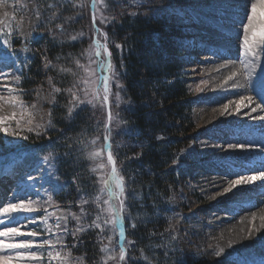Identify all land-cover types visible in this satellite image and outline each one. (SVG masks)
Returning <instances> with one entry per match:
<instances>
[{
    "label": "snow or ice",
    "instance_id": "6c2138e0",
    "mask_svg": "<svg viewBox=\"0 0 264 264\" xmlns=\"http://www.w3.org/2000/svg\"><path fill=\"white\" fill-rule=\"evenodd\" d=\"M65 3L80 10L87 7L85 0H57L55 5H49V7L55 9ZM132 3L142 6L143 0H132ZM6 6L5 0H0V7ZM105 8L107 4L102 0H91L92 35L88 36L89 47L83 49L78 56L72 57V67L60 69L61 73L71 77L69 86L63 89L68 97L70 117L77 109L83 111L89 107L93 110L107 112L106 121L97 122L96 125L97 132L101 130L102 125L103 143L100 142L99 135L89 139L86 134H82L76 140L78 148L73 150L77 154L76 159L88 165L89 186L92 191L82 194L78 201L79 211H72L70 206L61 208L54 201L53 194H58L61 190V186L53 182L54 177L47 176L40 181L29 175L27 179L36 180V182L19 186L13 193L15 200L10 198L6 205L0 204V264H82V258H72L71 251L65 244V237L68 235L75 237L78 233L89 229L99 230L97 236L101 241L100 252L103 253L99 264H128V246L133 242L127 239L125 221L127 219L130 227L136 228L135 220L139 219V213L134 218L130 208L133 202L141 197L131 188V178L126 181L122 168L117 165L116 154L118 153L114 154L113 150V133L126 123L120 116V111L113 112V106L121 111L131 110V106L124 103L122 107L124 98L121 96V91L125 90L120 84V73L112 62V52L108 47L109 37L106 32H102L101 28L97 27L98 19L102 24L111 23V19L102 11ZM228 8L230 11H225L220 27L236 26L234 30L225 29L226 34L230 33L237 38L239 52L235 59L244 66L249 81L255 76L254 90L261 100H264V67H261L264 64V0H234ZM169 9L165 10V14L183 15L182 10L172 5H169ZM36 15L39 19V12ZM132 15L135 16L136 13ZM6 19H10L12 23L7 24L5 28H0V58L5 64H11L16 62V52L12 51L11 43L13 23L17 30L21 25L16 22L15 15L9 17L7 12L4 18L0 19V25H4ZM57 19H64L65 23L71 20L53 11L48 22L51 23ZM56 27L62 34L65 33L64 24H57ZM85 35V32L80 31L70 35L69 39L73 42L80 41ZM112 43L115 48H122L115 41ZM22 51L27 53L29 49L25 46ZM225 51L229 52L231 58V50L225 49ZM214 54L221 55L220 47L215 48ZM25 62H27L26 57ZM48 64L51 62L49 61ZM17 69L19 71V66ZM236 74L233 73V76ZM233 76H229L228 80L233 79ZM0 78H10L15 85L21 82V75L12 76L10 73H5L2 68H0ZM48 82L52 84V79L49 78ZM113 84L117 89L115 92H113ZM6 87L8 96L0 95V102L19 108L21 111L19 114L13 111L9 116H0V134L4 139V147L10 146L11 148L6 154L0 148V166L6 174H14L16 167L22 163H29L31 166V163L36 161L38 153L35 149L22 148L19 140H9L8 137L27 140L28 136L24 135L25 132L34 133L39 137L38 129H43L44 125L33 124L34 115L28 109L29 107L35 109L36 105L29 106L24 102L23 90L18 91L16 87ZM233 87L243 88L245 85L234 84ZM53 92L59 94L62 89L53 86ZM249 100L251 102V98ZM242 106L249 107L250 104ZM261 107L262 105L257 104L255 108H251V112H256ZM224 110L228 111V104L224 105ZM236 111L237 113L241 111V105L236 106ZM245 115H250V113H245ZM259 119L264 120V116H260ZM22 123L27 127H23ZM48 123L50 126L51 121ZM117 134L120 133L117 132ZM55 147V142L41 146V150L47 149V154L42 159L52 169L56 168L58 160V155L54 152ZM116 147L119 148L120 145L117 144ZM229 148L264 153V143L257 145L248 143L247 147L245 143H237L229 145ZM176 162V160L173 161V163ZM36 170L40 171L39 168ZM257 181L264 182V167L257 174L238 175V178L227 181L228 186L224 191L232 192L234 188L253 185ZM260 186L264 187V184ZM50 208L55 210L49 211ZM37 213L40 215H36ZM156 215L160 216L161 210L158 209ZM85 218L90 219V223L84 224ZM70 220L76 223L74 229L69 228ZM116 234H118V243L113 245V236ZM249 238H251V232ZM261 239L264 240V238ZM104 241L108 243L105 244ZM222 252H224L223 249L214 254L220 257ZM143 258L147 259V257ZM131 259L134 261L136 258ZM181 264L185 262L182 260ZM220 264H224V261Z\"/></svg>",
    "mask_w": 264,
    "mask_h": 264
},
{
    "label": "trees",
    "instance_id": "16d2710c",
    "mask_svg": "<svg viewBox=\"0 0 264 264\" xmlns=\"http://www.w3.org/2000/svg\"><path fill=\"white\" fill-rule=\"evenodd\" d=\"M43 1L49 4V0ZM106 10L111 23L102 24L98 19L97 24L109 37L108 46L112 52V62L125 86V91H121V95L130 102L131 110H122L124 114L122 119L126 122L123 126L131 132L128 131L129 134L126 136H132L145 143L143 147L131 148L126 144L127 141L123 139L118 141L120 134L113 137L115 146L117 141L120 145L115 150V154L118 153L116 158L120 167L128 178H131V188L135 187L142 195V202L148 204L143 207L144 210L137 212L138 226L131 233L133 238L150 252L156 262L154 264H178L177 255L162 254L158 249L162 240L161 236L155 234L157 230L154 227L161 225L164 209H161L160 216L156 215L155 209L152 212L146 209L156 208L170 192L171 186L181 183V175L172 164L181 148L190 142L189 139L193 137L195 129L191 94L183 78L182 50L178 47L181 42L179 27L169 20L158 6L149 5L136 8L137 11L126 10L121 13L120 5L115 0H108ZM132 13L136 15L133 16ZM60 16L71 18L68 23H65L64 19H59L65 24V33H61L62 35L70 36L76 33L78 26L79 32L83 31L86 35L82 40L75 42L68 41V37L63 40L61 34L55 39H48L50 45L47 54L50 55L49 59H52L50 61L52 66L48 68L46 75L41 67L44 54L38 55L32 65L31 72L28 73L32 81H45L49 78L47 75L49 73L52 85L61 88L62 92L55 94V101L51 105L54 130L47 131L48 134L44 131L39 137L32 134L24 140L26 141L24 144L33 146L37 144L34 149L42 153L45 149L41 150V146L48 144L42 140L53 135L57 139L55 150L62 156L61 171L68 177L75 176L79 186L90 192L92 188L89 186L88 165L77 160V154L73 150L78 148L76 140L82 134L89 137L97 132L98 114L89 107L83 111L77 109L71 117L69 116L68 97L63 89L69 86L71 77L60 72L62 67H72V57L78 56L89 44L90 5L87 4L83 10L72 6L64 7ZM112 41L122 46L120 51L114 47ZM112 88L115 92V84ZM152 96L157 100L149 103ZM102 121H106V111H103V118L98 122ZM0 141L4 140L0 138ZM139 202L141 201H136L138 207ZM151 215L155 216L153 220L147 218ZM147 221H152L153 224L147 225ZM97 233L98 230L86 231L78 244L80 251L86 253L89 258L97 256L99 244Z\"/></svg>",
    "mask_w": 264,
    "mask_h": 264
},
{
    "label": "rangeland",
    "instance_id": "374dc122",
    "mask_svg": "<svg viewBox=\"0 0 264 264\" xmlns=\"http://www.w3.org/2000/svg\"><path fill=\"white\" fill-rule=\"evenodd\" d=\"M115 1L118 5H120L121 13H124L126 10H129L131 12H133V10L137 11L136 8H140V7L144 8L145 6L147 7L149 5L150 6L153 5L154 7L158 6L161 12L162 10L164 12L169 7V5H172L182 10L183 15L178 16L176 18L177 22L173 21V23L177 25L182 20L184 23L187 22V27L188 29H190L189 30L190 35L194 38L191 46L192 50L189 53L191 54V56H186L183 60L184 63L183 73L184 76L186 77L185 82L187 89L190 90L189 92L191 94V102L193 104L192 119L195 126L193 136H197L198 133L208 130L213 125H217L216 122H218L219 120L221 121H219L218 123H224L223 121H229V120L234 121V119H231L230 117L233 116L231 114L232 113L231 109L235 108L236 105L233 106V104H230L231 102L228 103L226 101L228 98H225L226 97L225 95L223 96L220 95L219 93H216L217 79H215L213 75V72L215 71L214 74H216L218 72L217 70L221 67L220 65H222L223 63L221 61H217L219 55L214 54L216 46L220 47V49L224 48L223 45H221L218 35L223 34L224 32V35L230 36L231 35L230 33L226 34L225 29H233V30L235 29V28H231V26L233 25H225L224 28L220 27V24L222 23L221 18L224 15L222 12L225 13L226 10L230 11V9L228 8V6L230 5L229 3L231 2V4H233L234 0H228V1L227 0H157L156 2H154L153 0H143L142 6H136L135 4L132 3V0H115ZM5 2L7 6L0 8V10L2 9L0 11V19L4 18L5 12L9 14V17H11L12 15L16 16V22H19L21 26L20 29L17 30L15 28V23H13L12 38L16 39L19 45L17 49L22 54H28V52L23 53L22 50L25 46H27L29 49L28 42L32 39L31 33L37 34L41 32V30L43 31L44 29H49V30L53 29L55 32V24L57 25L58 24L57 22H60V20L57 19L55 21H52L51 23L48 22V19L50 16H52L53 11H55L60 15V11L64 9V7L71 6L70 4L65 3L62 6L56 7L55 9L50 8L49 5H55L57 3V0H49L48 1L49 4H47V2L45 1L42 2V0H5ZM102 2L106 3L108 7V0H102ZM216 4H220V6L218 5L219 8L217 7ZM106 9L107 8L102 9V11L104 12V15L107 16L108 14L106 13L107 11ZM37 12H39V19H37V15H36ZM167 18L169 20L171 19L168 16ZM9 23H12L10 19H6L5 24L0 25V28H5ZM81 27H83V25H81ZM79 30H80V26L77 27V32H79ZM181 34L187 36L189 35L188 32H182V31ZM65 37L69 38L70 36H64L61 34V38H63V40H66ZM68 41H70V39ZM49 45L50 43L47 40H41L38 45V50L41 52V55L43 54L45 55L43 57L42 66H41L42 69L44 70L45 73L44 75H46V72L48 71L49 68L48 62L52 60L49 59L50 55L47 54L49 50ZM88 47L89 44L86 45V49ZM238 52L239 50L237 51V54ZM230 63L226 65H229ZM17 66H19V64L16 61L15 63H11V64H3L1 67L5 73H10L12 76H14L19 74ZM261 67H264V64H262ZM26 68L29 67L26 66ZM236 68L239 71L238 75L241 74L242 76L241 80L244 83L247 82L248 84L250 83L253 87L255 82V76H253L252 80L249 81L245 72L244 75H242L243 72H241L240 63H238V67ZM47 75L50 78V74L47 73ZM222 75L223 74L221 73L219 77H221ZM49 78L45 79V81L37 82L34 80L32 81V79L29 76V80H28L29 82H27V85L22 81L20 82L19 85H15L14 81L11 80L10 78H0V84H4L5 86L8 87H16L18 91L22 89L24 93L22 99L27 105L29 106L32 104L36 105L35 109H31L29 107L28 111H31L34 115V121H33L34 125L36 123H40L44 125L43 129H38V131H40V134L49 129L54 130V128H52L51 125L49 126L48 122L52 120L51 105L55 101L56 93L53 92V85L49 84L48 82ZM120 84L124 89L125 86L121 77H120ZM1 92L0 95L8 96L7 87L5 90ZM250 93L246 94L245 92V94L244 93L241 94L243 97L250 96L249 98L254 99L255 95L252 94L254 96L253 97ZM121 96L123 97V95ZM123 98L124 99L122 101V107L124 103L130 104L129 100H127L125 97ZM156 100L157 98L155 96H152L151 99L149 100V103H153ZM225 104H228V112L226 115H224ZM253 104H256L255 99L254 102L251 104V106L248 108V110H250L253 107ZM210 109H215L217 111L216 112L217 117L213 119V121L211 119V117L213 116L212 113L208 114ZM241 109L244 108L241 107ZM219 110L222 111L221 113H223L224 116L220 113H219L220 115L217 114ZM258 110L260 109L258 108ZM13 111L19 114L21 109L14 108L11 105L0 102V116H9ZM93 111L96 114H98L96 116L97 122L99 121L100 118L102 120L103 111L98 109ZM117 111H120L121 117L124 116V114L120 109L115 108V112ZM49 112L51 113L50 116H49ZM255 114H257V112H255L254 115ZM242 115L243 118H250L247 117L245 113H243ZM17 118L18 119L20 118L19 115L17 116ZM25 119H27V116H25ZM14 126L15 124L13 122V127ZM22 126L27 127V125H24L23 123ZM122 128H124V130L127 131V127L124 126L122 127V125L121 128L117 130L120 131ZM124 130L121 131V137H123ZM32 134L35 135L34 133H27V132L24 133V135H27L28 137L31 136ZM97 135L100 136V131L97 134L94 133V136ZM121 137H120V141L122 139L127 141L126 139ZM0 138H2V134H0ZM8 139L19 140L21 146H23V144L26 142L22 138L8 137ZM48 139L55 140L53 135H50ZM189 140L191 142L192 138H190ZM205 142H206L205 138L203 137L198 138V140L193 139V144L189 146V143H187L186 146L188 147H185V150L180 154V156L176 160L177 161L176 165H179L178 166L179 175L182 172H184L185 175L188 176V182L184 184L181 181L180 184L176 186H171L170 192L164 196L162 202L156 207L157 209L151 208L149 210L145 208L147 211L150 212L154 211L153 209H155L156 211L158 209L159 210L164 209L165 211L163 214L161 225L158 224L157 227H154L157 230L155 234L161 236V240H162V243L158 245L159 247L158 249L162 254L168 255L169 253H172L173 255H177L179 260L181 261L183 260L185 264H220L221 261H224V264H264V244L258 242L257 237H252L253 240L250 248H246L243 250L239 247L238 248L235 247L233 244H228V242L225 240L224 238L225 232H223L225 226L223 228L221 226V224H223L224 221L223 220L224 215L220 211L221 210L220 206L219 207L211 206L214 205V203L216 202L215 199L217 200L218 197H221L222 195L221 191H223L225 187L222 185V190H220L221 188L219 189L217 188L218 190L216 191L215 188V191L213 190V192H209L208 190H206V188H204V186L207 184L208 182L207 179L209 178V175H211V172H207L205 171V169L199 166H195V167L187 166V163H189L190 158L196 157L198 155H203V153H206L211 143L216 144L215 141L209 142L208 140L207 141L208 143ZM3 144L4 141H0V148ZM141 145L144 146L145 143H141ZM42 157L43 156H39V157L37 156L36 161L32 162L31 166H29V163H22L18 167H16V169L23 166L25 167V171L22 172V174L20 175V179L22 180L21 185H26L27 181L30 184L35 183L36 180L42 181L47 176L54 177V181H53L54 183L62 181V179L60 178L61 174L59 173L57 174L56 169L50 168L49 164L45 163ZM37 168H39L40 171H37L36 170ZM197 172L199 173L196 175ZM201 173L202 174L204 173L205 175H202ZM29 175L35 177L36 180L29 181L27 179ZM65 181L66 184H69V188L71 189L70 193H72V196L69 199L65 198L63 200L61 198H57L56 197L57 194H53V199L61 208H67L68 206H70L72 211L78 212L79 211L78 201L80 196L82 194L89 192H87L86 190L82 189L79 186V184L76 181V177L73 175H69V177H67V180ZM45 187H49V185H45ZM78 189L80 190L78 191ZM133 189L135 190V187H133ZM137 194L140 197L142 196L140 192H137ZM139 201H141L139 202L140 207L137 206L138 203L136 204V201L133 202V210L131 211L133 217L140 210H144L143 207L148 205L147 203L142 202V197L139 199ZM53 210L55 209L54 208L49 209V211H53ZM37 215H40V213H37ZM219 216L220 219H222L223 221L221 220L220 222L219 221L214 222L216 219L219 218ZM154 217H152L151 215V217L149 216L147 218L149 220L150 219L153 220ZM254 217L255 219H253ZM254 217H250L249 219H246L248 221L250 220L249 226L252 229L257 228L255 222L257 221L258 217L260 220L264 218V216H254ZM87 221H90V219L85 218L83 223L87 224ZM137 221L138 219L135 220L136 224H138ZM211 221L214 223H212ZM72 222L74 225L73 227L71 226ZM146 224L152 225L153 222L147 221ZM75 227H76V223L70 220L69 228L74 229ZM83 233L84 232L78 233L75 237H73L72 235H68L65 237V244L70 249L72 258L73 259L82 258V264H99L100 259L103 255V253L100 252V247H101L100 244L97 245L98 252L96 257L89 258L86 253L80 251L78 244H80L79 241L82 239ZM68 237H71V240L69 242L67 240ZM115 237L116 235L113 236L112 243L114 242ZM173 237H175V239H173ZM106 243L108 242L106 241ZM131 247L133 252L131 256L129 255L130 257L128 260V264H132V262L133 264L156 263L152 258L150 252L147 251L146 248H143L135 238H133V244H131ZM221 249H223L224 252L221 253L220 257H217L214 253L220 251ZM234 249L236 251H234ZM132 257H135L136 259L133 261L131 259ZM143 257H147V259L145 260Z\"/></svg>",
    "mask_w": 264,
    "mask_h": 264
},
{
    "label": "bare ground",
    "instance_id": "6f19581e",
    "mask_svg": "<svg viewBox=\"0 0 264 264\" xmlns=\"http://www.w3.org/2000/svg\"><path fill=\"white\" fill-rule=\"evenodd\" d=\"M228 1V0H227ZM230 2V1H229ZM216 3V2H215ZM228 3V2H227ZM210 4V3H209ZM231 4V2L229 3ZM217 6L220 4H216ZM212 7V6H211ZM1 8V7H0ZM199 9V8H198ZM213 9V8H212ZM218 9V8H217ZM2 10V9H1ZM0 10V11H1ZM224 10V9H223ZM222 14V13H221ZM211 34V33H210ZM224 34V32H223ZM212 36V35H211ZM208 37V36H207ZM215 37V35H214ZM219 39H220V36H218ZM236 38V37H235ZM221 40V39H220ZM217 41V40H216ZM218 42V41H217ZM217 44V43H216ZM222 44L223 45H226L225 41H222ZM213 46V45H212ZM217 47V46H216ZM229 48H232L230 50H234L235 48V45H230L228 46ZM234 47V48H233ZM222 50V49H221ZM207 52V51H206ZM214 52V51H213ZM231 58L232 57H236L234 55L233 52H231ZM234 55V56H233ZM230 54L228 52V55H225L223 56V53H222V57H229ZM213 59V58H212ZM218 61V60H217ZM237 64V63H236ZM243 68V67H242ZM235 70H236V65L235 64H232V65H228V66H225L224 68L223 67H220L217 71L216 74L215 71L213 72V75L215 77V79H217V91L216 93H219L220 95H225L226 97L225 98H228L226 101L230 104H233L234 105H240L241 104V107H243L242 105L243 104H251L254 102V99H251L252 101L250 102L249 100V97H243L241 93H244L246 92L247 93H250V90L249 88L247 87V84L244 83L241 78L242 76L239 74V77L237 75L233 76V73H235ZM224 75H222L221 77H219V75L221 73ZM229 76H233V79L231 80H228V77ZM227 80V84H225V81ZM234 84H244L245 87L243 88H240V87H233ZM2 86H0V92L2 91ZM256 92V91H255ZM2 93V92H1ZM241 94V95H240ZM251 94V93H250ZM252 95V94H251ZM253 96V95H252ZM254 97V96H253ZM224 98V97H223ZM256 100V99H255ZM215 101V100H214ZM219 101V100H218ZM220 103V102H219ZM254 105V104H253ZM232 106V107H233ZM249 106V107H250ZM231 107V106H230ZM249 107H243L244 109H241L243 111H241V113H250V115H247V117H251L252 115H254L255 112H249L248 111V108ZM214 108V107H213ZM221 108V107H220ZM219 109V108H218ZM261 110V108H259ZM258 110V109H257ZM216 110L215 109H210V111L208 112L209 113H212V121L213 119H215L217 117L216 115ZM222 111L219 110V112L217 113L218 115L222 114L221 113ZM224 112V111H223ZM228 112V111H227ZM227 112L224 113V115L227 114ZM232 112V113H231ZM231 114L232 115H240V112L237 113L236 111V107L235 108H232L231 109ZM220 113V114H219ZM223 115V116H224ZM220 117V116H219ZM243 117V115H242ZM238 119V118H237ZM227 120V119H226ZM235 120V119H234ZM215 121V120H214ZM211 147V146H210ZM230 151V149H225L223 151V154H226ZM200 167V166H199ZM202 174V173H201ZM202 175H205L204 173ZM208 175V174H207ZM206 175V176H207ZM216 175V174H215ZM217 176V175H216ZM203 177V176H202ZM206 179V178H205ZM208 182L207 184L204 186V188H206V190H208L209 192H213V190L215 191V188H216V191L221 188L220 190H222V185L224 186L226 181H225V178L224 177H220V176H217V178L213 177V176H209V178L207 179ZM200 181V180H199ZM221 186V187H220ZM218 188V189H217ZM205 190V189H204ZM220 192V191H219ZM216 194V192H215ZM214 195V194H213ZM220 195V194H219ZM220 197H218L217 199H219ZM216 201V199H215ZM213 202V201H212ZM212 206V205H211ZM216 211V210H214ZM221 211V210H220ZM247 211V209H243L241 214H244L245 212ZM262 211H258V213H260ZM264 212V211H263ZM240 214V215H241ZM263 214V213H261ZM223 215H224V221L222 219H220V216L218 219H216L214 222L216 221H223V224H221L222 228L224 227L223 229V232H225L224 234V238L225 240L228 242V244H233L235 247H239L241 248L242 250L243 249H246V248H250L251 246V243H252V237H257V241L258 242H261L264 244V240H262L261 238H264V218L262 220L260 219H257V221L255 222V225L257 226L256 229H252L250 226H249V221L248 220H245V219H239V215L237 214H233V215H227L223 212ZM246 216H249V215H246ZM261 216V215H259ZM264 216V215H263ZM214 217V216H213ZM255 218V217H254ZM215 219V218H214ZM212 222V221H211ZM212 222V223H214ZM214 227V226H212ZM255 227V226H254ZM221 228V227H220ZM221 230V229H220ZM225 230V231H224ZM258 230V231H257ZM251 232V238H249V233ZM217 234V233H216ZM223 234V233H222ZM220 237V236H218ZM255 241V240H254ZM255 243V242H254ZM240 249V250H241Z\"/></svg>",
    "mask_w": 264,
    "mask_h": 264
}]
</instances>
